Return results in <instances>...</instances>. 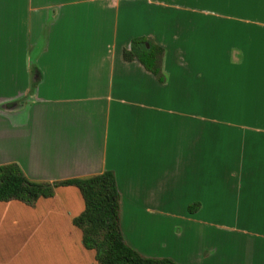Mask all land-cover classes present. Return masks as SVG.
I'll list each match as a JSON object with an SVG mask.
<instances>
[{
	"label": "crops",
	"instance_id": "1",
	"mask_svg": "<svg viewBox=\"0 0 264 264\" xmlns=\"http://www.w3.org/2000/svg\"><path fill=\"white\" fill-rule=\"evenodd\" d=\"M188 4V16L166 17L181 5L0 0V166L16 164L39 183L112 172L124 241L144 257L264 264V244L249 240L264 231V0ZM136 37L164 49V83L123 61ZM59 189L75 188L59 187L32 207H0L35 211ZM173 200L181 209L198 204L196 215L225 216L185 217L196 246L184 242L181 225L171 228L178 241L139 240L140 212L147 222ZM65 210L71 224L78 215ZM18 220L0 217V236H28L35 226ZM199 225L242 241L216 248L197 238Z\"/></svg>",
	"mask_w": 264,
	"mask_h": 264
},
{
	"label": "rangeland",
	"instance_id": "2",
	"mask_svg": "<svg viewBox=\"0 0 264 264\" xmlns=\"http://www.w3.org/2000/svg\"><path fill=\"white\" fill-rule=\"evenodd\" d=\"M172 2L178 3L182 8H177L176 11L167 10L165 13L166 17L175 16L173 14L188 16L189 0H172ZM230 26L229 24H224V27L230 28ZM181 42H184V40H181ZM72 190V194L69 195L66 190L59 189L56 193V200L53 202L41 203L35 211L23 209L20 205L15 204L0 207L1 219L10 220L11 223L12 218L14 220L19 219L18 221L22 220L23 222H28L31 226H35H33V230L31 229L27 232L28 236L23 233L24 236L18 237L13 235L0 236L1 264H95L94 252L82 249L79 232L71 226L62 212V208H64V210L66 209L65 212L77 216L83 211V203L78 199V192L75 189ZM168 202L167 200V203ZM170 202V205L166 203L164 212L150 216V218H148L150 220L147 222V218L144 216L143 212H140L142 216H140V220L137 222L136 228L138 229H136L135 233L139 240H141L142 237L148 240V237L162 234L164 236L166 235L167 239L172 242L178 241L172 234L174 232L171 228L174 225H181L180 228L184 229L186 236L187 234L190 235L187 241L184 242L187 245L189 244L188 246L191 244L196 246L198 240L193 241L188 227L193 225L187 224V221H184L186 219L185 217L190 215L196 220H212L220 223L222 222L223 216H225L223 214L218 216H207L205 214L196 215L195 212L193 214L185 208L181 209L179 204L173 203L174 200ZM79 206H82L80 210H78ZM143 221L145 222L142 224ZM6 224L5 222V226L3 227L8 231ZM144 224H148L149 226H142ZM194 231L198 232L197 238H201L204 235L208 245H213L216 248L222 247L233 250V248L239 246V243L242 241L231 239L229 238V234L213 227L199 225L198 229H194ZM123 233H125L126 236L131 234L126 233L124 230ZM256 235L257 237H255V235H249L255 237L249 238V240L264 244V231H259ZM243 243L246 244L245 241H243ZM263 247L264 246L261 248L259 247V251Z\"/></svg>",
	"mask_w": 264,
	"mask_h": 264
},
{
	"label": "trees",
	"instance_id": "3",
	"mask_svg": "<svg viewBox=\"0 0 264 264\" xmlns=\"http://www.w3.org/2000/svg\"><path fill=\"white\" fill-rule=\"evenodd\" d=\"M163 55L164 49L151 39L136 37L123 50L122 59L137 61L162 84L165 81L161 68ZM59 187L77 189L83 200L84 209L71 224L80 232L83 249L94 252L96 264H178L168 258L144 257L125 243L119 224V193L112 172L84 179L39 183L29 181L16 164L0 166V202L17 201L32 207L40 198H52ZM198 207L194 203L187 211L194 213Z\"/></svg>",
	"mask_w": 264,
	"mask_h": 264
}]
</instances>
